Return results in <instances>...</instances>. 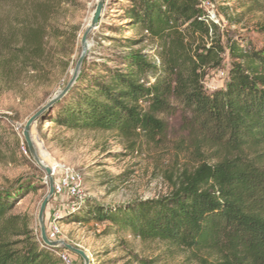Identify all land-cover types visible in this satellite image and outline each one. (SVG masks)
Listing matches in <instances>:
<instances>
[{"label":"trees","instance_id":"trees-1","mask_svg":"<svg viewBox=\"0 0 264 264\" xmlns=\"http://www.w3.org/2000/svg\"><path fill=\"white\" fill-rule=\"evenodd\" d=\"M112 1L121 2L134 35L126 38L113 25L110 37L99 34L97 60L85 57L75 85L40 119L69 131L158 136L165 132L158 117L176 103L187 129L221 156L180 178L167 196L114 207L82 201L57 222L104 224L105 235L169 242L215 258L201 264H264V43L235 34L223 46L198 0H107L105 9ZM68 2L0 0L10 18L0 30L4 84L43 59L44 42L53 37L47 24ZM225 50L230 63L224 72ZM210 69L225 78L222 88L207 92ZM35 189L25 182L0 189V264H63L56 249L34 235L31 218L14 213Z\"/></svg>","mask_w":264,"mask_h":264},{"label":"rangeland","instance_id":"rangeland-1","mask_svg":"<svg viewBox=\"0 0 264 264\" xmlns=\"http://www.w3.org/2000/svg\"><path fill=\"white\" fill-rule=\"evenodd\" d=\"M97 1L69 0L57 7L47 24L53 37L45 40V56L35 65V70L25 69L9 85L0 79V189H8L20 182L35 186L36 189L18 203L14 213L31 218V229L39 240L37 217L47 196L48 179L30 154L22 133L26 122L70 81L82 51L81 37ZM211 1L223 46L225 39L235 34L252 45L264 43V35L259 33V27L264 24V0ZM112 2L104 8L103 27L88 36V61L97 60L96 40L99 34L111 36L110 25L120 26L126 38L134 35L123 21L118 5L121 2ZM7 10L6 5L0 7L2 32L9 27ZM109 44L105 42L106 46ZM223 58L225 72L230 63L226 50ZM224 78L225 73L222 75L221 70H207L205 90L222 88ZM171 108L158 117L165 126V132L158 136L137 132L131 138H124L112 132L69 131L39 118L30 128V141L37 159L46 167L55 168V180L61 178L63 168H70L80 175L82 201L114 207L157 199L169 195L179 179L191 174L200 164H215L221 156V152L187 129L186 117L176 103H172ZM71 203L73 200L67 197H52L48 201L44 212L47 237L83 250L90 264H201L215 261L207 253L186 250L169 242H142L128 234L105 235V225L95 222H57L61 234L55 236L51 231L54 216ZM56 251L67 252L73 264H84L64 246L57 247Z\"/></svg>","mask_w":264,"mask_h":264},{"label":"water","instance_id":"water-1","mask_svg":"<svg viewBox=\"0 0 264 264\" xmlns=\"http://www.w3.org/2000/svg\"><path fill=\"white\" fill-rule=\"evenodd\" d=\"M107 0H98L96 7L92 13L89 25L87 27V29L85 30V32L83 33L82 37H81V54L77 60V63L75 65L74 68V72L73 75L70 79V81L68 82V84L66 85V87L55 93L47 102H45V104L39 109V111L37 113H35L27 122L26 125L23 129V138L25 143L27 144V147L29 149L30 154L32 155L34 161L40 166V168L45 172L46 177L48 179V191H47V196L44 198L43 202L40 205V209L38 212V223H39V227H40V240L41 242L47 246L48 248H57L59 246H64V248L69 251L72 254H75L77 256H79L83 261L84 264H90V259L89 257L86 255V253L83 250H80L78 248L72 247L70 245L64 244L62 241H51L48 239L47 237V233H46V229L44 226V212L46 210L48 201L54 196V179L52 176V170L46 166H42L40 164L41 161H39L37 159V157L35 156L33 147H32V143L30 141V128L32 126V124L39 119L42 114L49 108H51L53 105H55L60 99H62L69 91L70 89L74 86V84L76 83V80L78 78V75L80 73V69L82 66V63L87 55L88 52V36L98 28V25L101 21L102 15H103V11L105 8Z\"/></svg>","mask_w":264,"mask_h":264},{"label":"built area","instance_id":"built-area-1","mask_svg":"<svg viewBox=\"0 0 264 264\" xmlns=\"http://www.w3.org/2000/svg\"><path fill=\"white\" fill-rule=\"evenodd\" d=\"M200 2V8L206 11V23L212 22L216 23V16L213 11V5L209 0H198ZM211 11V12H210ZM223 75V74H222ZM23 149V152H25V149ZM62 176L58 180H55L54 178V198H62L67 197L71 200H73V203L71 205L67 206L60 214H56L54 216L53 223L51 225V231L55 236H59L61 233L59 231V227H57V219L65 210H73L76 206L82 203V200L84 198L83 194V188H82V178L80 175L75 172L74 170L70 168H63L62 170ZM54 172H52L53 176ZM56 249V248H54ZM56 255L59 256L63 264H73L70 256L67 252H56Z\"/></svg>","mask_w":264,"mask_h":264},{"label":"bare ground","instance_id":"bare-ground-1","mask_svg":"<svg viewBox=\"0 0 264 264\" xmlns=\"http://www.w3.org/2000/svg\"><path fill=\"white\" fill-rule=\"evenodd\" d=\"M93 11H94V10H93ZM88 19H89V18H88ZM90 19H91V18H90ZM90 19H89V21L87 22V26H86V27H88L89 22H90ZM72 75H73V74H72ZM40 164H41L42 166H45L43 162H40ZM51 170H52V172H54V171H55V168H51Z\"/></svg>","mask_w":264,"mask_h":264}]
</instances>
